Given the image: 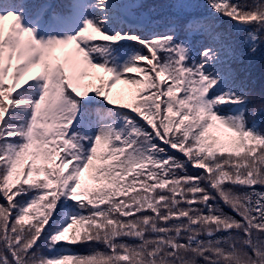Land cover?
I'll list each match as a JSON object with an SVG mask.
<instances>
[{"label":"snow or ice","instance_id":"obj_1","mask_svg":"<svg viewBox=\"0 0 264 264\" xmlns=\"http://www.w3.org/2000/svg\"><path fill=\"white\" fill-rule=\"evenodd\" d=\"M257 62L264 0H0V264H264Z\"/></svg>","mask_w":264,"mask_h":264},{"label":"trees","instance_id":"obj_2","mask_svg":"<svg viewBox=\"0 0 264 264\" xmlns=\"http://www.w3.org/2000/svg\"><path fill=\"white\" fill-rule=\"evenodd\" d=\"M196 2L200 4V8H202V10L201 9L200 10L203 11L206 5L205 3H207V0H196ZM226 25H228V22H225V27H227ZM231 26L232 24H230V27ZM252 79L254 82V87L256 88L257 91H259L262 87H264V65L263 64L262 65H260V63L255 64V66L252 69ZM257 190H264V189H261L260 186H257ZM225 210L230 211L227 208ZM74 250L81 252V253H87L89 251V249L81 248L79 246H76ZM97 250L104 251L105 249L103 246H97Z\"/></svg>","mask_w":264,"mask_h":264},{"label":"rangeland","instance_id":"obj_3","mask_svg":"<svg viewBox=\"0 0 264 264\" xmlns=\"http://www.w3.org/2000/svg\"><path fill=\"white\" fill-rule=\"evenodd\" d=\"M149 2H151V0H149ZM206 4V3H205ZM203 8H204V6H203ZM201 10H202V8H200ZM230 22H228V25H226L227 27H230ZM257 63H260V62H257ZM260 65H262V63H260ZM264 65V64H263ZM117 87L119 88V87H123V85H117Z\"/></svg>","mask_w":264,"mask_h":264}]
</instances>
